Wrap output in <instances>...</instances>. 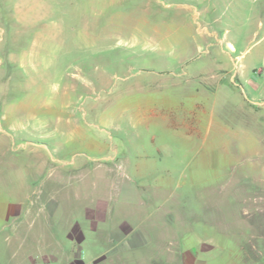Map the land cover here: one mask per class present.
Segmentation results:
<instances>
[{"label":"rangeland","instance_id":"374dc122","mask_svg":"<svg viewBox=\"0 0 264 264\" xmlns=\"http://www.w3.org/2000/svg\"><path fill=\"white\" fill-rule=\"evenodd\" d=\"M220 2L214 23L182 9L197 0H0V264L39 263H24L10 235L15 215L5 217L22 182L45 195L53 186L49 172L79 173L93 166L80 161L103 155L113 157L104 164L114 167L120 187L134 190L137 230L149 241L118 264H264V0L256 9L246 2L236 14ZM135 28L166 33L161 52L134 58L160 44L131 47L113 35ZM208 61L228 69L236 61L253 79L237 84L253 111L240 117L223 107L210 131L177 135L160 114L135 124L118 114L123 100L101 89L127 71L169 69L192 79L208 74ZM222 96L228 98L225 89ZM68 215L34 218L59 238L66 217L80 219Z\"/></svg>","mask_w":264,"mask_h":264},{"label":"crops","instance_id":"0c3cea01","mask_svg":"<svg viewBox=\"0 0 264 264\" xmlns=\"http://www.w3.org/2000/svg\"><path fill=\"white\" fill-rule=\"evenodd\" d=\"M219 1L224 3V10L231 9L236 14L246 2L254 4L251 8L256 9L255 3L259 0H197L198 5L184 4L182 9L193 10L197 16L210 15L213 22L217 23ZM113 35L122 45L142 48L152 45L153 42L161 45L168 38L166 33L158 29L145 28L117 29ZM160 45L134 52L132 56L139 58L142 56L138 55L139 53L151 50L159 54L162 50ZM227 46L229 50L235 49L231 42H228ZM185 59L181 57L178 61L184 63ZM29 64L23 62V65L32 69L36 67L33 63ZM135 66V62L127 65L132 69ZM207 66L210 68L207 75L199 74L192 79L173 74L172 70L168 72L169 69L164 70L167 74L144 73L138 70L129 72L131 74L128 75L127 71L119 84L111 85L104 80L101 82V89L106 98L123 100L118 114L128 115L135 124L142 115L157 117L155 115L160 114L159 118L167 128L174 130L177 135L181 132L192 133L200 127L210 131L216 124L217 110L222 114L223 107L227 108L228 113L240 117L249 114L252 107H249L247 97L237 84L248 83L253 79L246 68L236 66V61L229 69L227 64L218 61H208ZM230 84L236 88H232ZM224 89L228 92V98L222 96ZM216 92H219L220 96ZM140 156L151 158L152 154L143 151ZM109 158L113 157H87L80 162H91L93 166L85 165V169L79 173L62 170L49 172L48 181L52 182L53 186L45 195H40L39 191L31 192L29 183L24 182L13 193L14 202L4 205L5 217L15 215L10 235L15 236L24 263L34 258L39 261L38 264H118L130 258L132 253L146 250L148 236L144 230H137L142 227V221H137L142 216L131 203L134 190H124L120 187L115 176L113 177L114 167L104 164ZM46 161L49 162L47 159ZM59 211H66L69 215L76 212L80 219L73 222L71 218L66 217L62 224L66 233L58 238L51 231V226L35 222L34 217L42 212L57 214ZM149 220H144L143 225L148 226ZM28 243L33 244L34 248L26 253Z\"/></svg>","mask_w":264,"mask_h":264},{"label":"built area","instance_id":"2783aa9c","mask_svg":"<svg viewBox=\"0 0 264 264\" xmlns=\"http://www.w3.org/2000/svg\"><path fill=\"white\" fill-rule=\"evenodd\" d=\"M49 264H56V263H49Z\"/></svg>","mask_w":264,"mask_h":264}]
</instances>
